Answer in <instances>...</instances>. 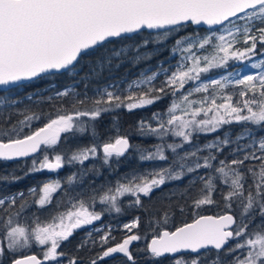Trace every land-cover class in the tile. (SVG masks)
<instances>
[{
    "label": "snow or ice",
    "instance_id": "obj_1",
    "mask_svg": "<svg viewBox=\"0 0 264 264\" xmlns=\"http://www.w3.org/2000/svg\"><path fill=\"white\" fill-rule=\"evenodd\" d=\"M205 25L204 34L195 30L180 34L190 26ZM144 30L155 35L150 32L134 46L132 59L137 63L149 59L158 47L141 49L176 37L169 49L179 57L174 65L142 73L126 88L118 82L96 88L92 95L87 84L82 92L65 87L46 97L39 92L8 95L25 87L22 82L62 73L78 76L86 57L92 58L91 66L81 79L97 76L115 60L128 57L127 47L109 49L107 44ZM230 61L248 62L257 71L242 74L238 68L219 78L202 79L213 69L227 68ZM161 74L164 78L157 85ZM166 96L172 99L163 112L135 125L137 134L156 137L159 143L134 145L130 134L120 132L118 116L113 117V135L100 137L96 121L104 114L133 112ZM45 101L50 106L47 112L39 108ZM14 116L23 118L13 120ZM233 124L242 125L234 138L225 132L203 145L194 143L198 134ZM260 133H264V0H0V161L32 157L23 176L16 175V169L0 173V185L7 187L45 170L56 174L26 190L0 193V264H83L62 250L77 230L94 225L105 214L122 213L123 197H134L130 206L142 208V196L151 198L167 183L185 178L188 183L178 194L162 198L166 201L162 219L152 215L144 221L143 234L136 216L121 226L126 235L120 241L109 224L87 232L76 250L100 249L88 264H103L116 254L137 264L131 246L144 241L136 251L145 254L147 264H160L162 258L171 264H264ZM84 135L90 137L89 144L57 151L61 143ZM168 137L180 139L168 142ZM133 150L139 161L163 166L132 170L99 195L95 188L87 195L78 191L89 172L99 171L95 164L59 176L64 167L90 160L110 166ZM97 204L104 207L97 211ZM173 209L182 216L187 213V219L178 225L171 222ZM37 246L40 255L30 254Z\"/></svg>",
    "mask_w": 264,
    "mask_h": 264
},
{
    "label": "rangeland",
    "instance_id": "obj_2",
    "mask_svg": "<svg viewBox=\"0 0 264 264\" xmlns=\"http://www.w3.org/2000/svg\"><path fill=\"white\" fill-rule=\"evenodd\" d=\"M206 28L208 29V27H206ZM134 46L135 45H132V44H116V45L113 44L110 46H106V48H109V49H111L113 47H115L117 49H119L121 47H127L129 49L128 57L123 59V62H121L120 59L115 60L114 66H112L111 68L106 67L99 75L91 76L87 80H82L81 77H84L85 73L89 72V69L91 66V61L83 64L85 66V68L82 65L83 66L82 71H80L78 76H71L68 73H62L63 77H61L62 79L59 81H56L54 75L45 76L43 78V80L49 81V83L46 86L37 87L36 89L30 90V91H27V88L25 86V87H21L19 89V91H15V90L12 91L8 95H11L12 97H27L28 94L39 92L42 96L46 97V96L53 95L54 92H56V91L63 90L65 87H75L77 92H82L85 90V84H87L88 94L92 95L96 88H102L104 86H107L110 83H115V82H118L121 88H126L128 83H131L132 81H134L136 79H139L141 77L142 73L145 75H150L153 71H158L161 66H163L164 68H169V65L170 64L174 65L176 60L179 58L178 55L173 56L171 54L168 59L161 61V62H163V65H161V62H160L157 65L142 68L141 63L144 62L145 60H141L140 62L137 63L132 59V56L134 55V53L136 51ZM103 51L104 50H102L101 52H103ZM141 51H147V50L141 49ZM256 59H259V57H257ZM117 64L119 65L118 67L115 66ZM122 67H123V69H125V73H123V74L121 72H119V69ZM238 68L242 69V74H249L251 72L257 71V69H252L249 66L248 62H244ZM238 68H236L235 70H232V71H223V72H218V73H207V74H204L202 76V79L208 80V79L219 78V76L226 75L228 72H234ZM83 72H85V73H83ZM163 78H164L163 74H161V76L156 81L157 85L159 84L160 80H163ZM62 80H67L69 82L68 83L62 82L63 86L59 87V84H60L59 82H61ZM74 80H75V83H74ZM229 90L231 91L232 89L230 88ZM25 103H27V100H25ZM47 104H48V102L45 101L39 105V108L42 109L43 111L47 112V106H46ZM19 107H23V105H19ZM32 107H33V110H37L35 105H32ZM116 111H114V112H116ZM108 114H111V113H108ZM22 118L23 117L14 116L13 120L22 119ZM150 118H151V116L149 118H146V119H150ZM100 120L96 121V123H100L102 126L101 131L99 133L100 137L105 138V137H108L110 135H113V133L111 131L113 119L110 118L108 121H105V120H103V116H102L100 118ZM33 126H37L36 122H34ZM96 127L100 130L99 126H96ZM119 129H120V132L122 133V128L119 127ZM236 130H237L236 128H232V125H230V126H225L223 129L219 130L216 133H207V134L201 133V134H198L197 137H194V143H198L200 145H203L206 142H209V141L215 139L217 136L223 137L225 132H230L231 136L234 138L241 131L240 130V131L236 132ZM262 134H264V133H262ZM206 135H209L210 138L204 143L200 142L199 136H206ZM136 136H137V141H136V143H133V144L145 147L142 142H144V139L150 138V137H142L139 134H137ZM173 138L177 141H179V139H180L177 137H173ZM89 143H90V137L88 135H84L83 137L70 138L66 142L61 143V145L59 146L57 151H63V150L68 149V148H74L76 145H87ZM227 152H228V149L226 148L225 149V155H227ZM203 154H207V152L205 151ZM124 158L126 159V161L124 163H127L128 160H132L133 164H137L138 167L122 172L121 166H120L121 164L117 163L116 160H113L111 162L110 166H105V165H102V163L99 159H97L95 161H92V160L87 161V162H85V164L83 166H80L78 164L68 165V166L64 167L62 170H60L59 176L64 177L67 174L73 172L72 170H74V172H75V171H78L81 167L89 168L93 164H95L96 168L99 170L97 173H95L96 177L90 176L88 173L84 179V184H83L82 188L78 189V191H83L87 195V194H90V191H89L90 187L93 186V188H95L97 190V195H99V194H102V191L104 190V188L114 186L118 180H121L125 174L131 173L132 170H144V169H150L153 167L163 166V162H155L154 163V162H141V161H139L137 159V153L135 150L131 151ZM221 158H223V157H221ZM14 161H16V160H14ZM13 169L17 170L16 171V175H17V173L19 171V163L18 162H10L8 164V161H6V162L0 161V173L4 172L5 170H13ZM37 174H40L42 176L45 175V177L42 179L41 178L38 179L32 185L28 184V186L26 185L27 187L24 186L25 189H23V190H26L27 188H29L33 185H38L41 181H45L49 178H55V176H56L55 173H51V172L46 171V170L42 171V172H38ZM109 174L115 176V179L113 180V178H111V176ZM99 180H101V182ZM21 182H22V180L19 181L18 183H13L11 185L20 184ZM85 182H87L88 185H85ZM97 183H99V185ZM187 183H188V178H185L183 181H180V182H169L166 185L162 186L161 189L155 191L152 194L151 198L142 196V202H143L142 208L130 206V201L133 200L134 197H131V196L123 197V198H121L122 207L125 209H132V210H137V209L146 210V208H147L146 205H148L149 202L152 201L153 198H158V199L162 200V198L166 194H170L172 192H176L178 194L180 192V190L184 187V185ZM11 185L8 186V188H6L3 185H0V193L6 194L8 189L11 187ZM101 186H104V187L102 188ZM173 198H178V197H173ZM97 205L101 206L100 209H98L97 211L101 210V208L104 207V206L99 205V204H97ZM46 214H47V210H45V212L41 213L42 216H44ZM130 221L131 220L122 221V225L124 223H128ZM94 228L103 229L104 227L103 226H100V227L93 226L90 229H88L87 231L88 232L92 231ZM85 233H87V232H85ZM85 235L86 234H84L82 237L84 238ZM95 235H96V233L93 232V238L98 239V237L95 238ZM68 243H69V241L65 242L62 245L63 251H65L66 249L69 250L68 247L76 246V245H74V246L69 245ZM139 243L140 242H136V245ZM141 243H142V241H141ZM131 248H132L133 254H134L135 247H131ZM74 249H76V247H74ZM80 251L75 250V252L73 254H78V255L80 253L85 254V255L86 254H93V255L95 254V249L90 251L89 248H86V249H83ZM40 253H41V249L37 246V247H33L31 249L30 254L40 255ZM116 256L118 258H115V259L106 258V259H108V262H106L105 264H129V262L121 254H117ZM167 264H171V261L170 260L167 261Z\"/></svg>",
    "mask_w": 264,
    "mask_h": 264
},
{
    "label": "trees",
    "instance_id": "obj_3",
    "mask_svg": "<svg viewBox=\"0 0 264 264\" xmlns=\"http://www.w3.org/2000/svg\"><path fill=\"white\" fill-rule=\"evenodd\" d=\"M197 31L200 34H203L204 32H206L208 29L206 27L200 26V27H196V26H190L189 28H187L186 30H182L181 31V35L185 34V32H191V31ZM152 32L153 35H155L154 31H148V30H144L141 33H136L133 34L131 36H129L130 38L123 40V41H114L112 44H107L106 46H110V45H116V44H132V45H136L141 43V41L144 38H148L149 37V33ZM176 39V37H172L170 38L165 44L163 45H150L146 50L147 51H152L153 48H157L158 47V52L154 55L151 56V58L146 59L144 62L141 63V67H148V66H154L157 65L158 63H160L163 60H166L170 57L171 53L169 51L171 45L174 43V40ZM103 49L100 50V52ZM92 60V58L90 57H86L84 58V60L81 61V65L90 62ZM244 62H233L230 61L229 62V66L227 68H218V69H213L211 70L209 73H218V72H223V71H232L235 70L236 68L240 67ZM84 66V65H83ZM85 68V66H84ZM119 72H121L122 74L125 73V69L120 68ZM85 73V72H83ZM56 81L61 80L63 77V74H54ZM66 78V77H65ZM62 82L68 83L69 81L67 80H62L61 82H59V87L63 86ZM49 83V81L43 80V79H39V80H35L32 82H28L25 83L24 85L27 88V91L30 90H34L37 87H44ZM172 97L170 96H166L164 97L161 101L155 103L152 106L143 108V109H138V110H134L133 112H128L125 109H120L117 110L116 112H113L111 114H104L103 115V120L108 121L110 118L113 119L114 116H118L119 117V127L122 128V134L123 133H128L130 134V140L132 143H136L137 141V133L135 132V125H136V121L143 118H149L150 116H152V114L154 112L157 111H164L170 104ZM49 104V103H48ZM47 106V111L50 110V106ZM100 120V119H99ZM101 121V120H100ZM113 123V120H112ZM96 126H99L100 130L97 128L98 132L100 133L101 131V124L100 123H96ZM232 128H236V132L242 130V125L241 124H233ZM262 134V133H260ZM210 138L209 135L206 136H199V141L204 143L206 142L208 139ZM168 140V142H173V141H177L175 140L173 137H168L166 138ZM178 142V141H177ZM143 145L145 147H149L152 144L155 143H159V140L156 137H150V138H146L144 139V142H142ZM170 153V150H169ZM132 159V158H131ZM31 160L32 158H29L27 160H25L24 162H19V171L17 173V175L23 176L24 171H27L28 167L31 166ZM10 162H8L9 164ZM121 165V171H128L130 169H134L137 168L138 165L137 164H133L132 160L131 162H127V163H120ZM45 175H40L37 173L34 174H30L26 177H24V179H22V182L20 184H16V185H11V187L8 189L7 192H11V191H16V190H21V189H25V187L29 185L34 184L38 179H42L44 178ZM27 185V186H26ZM25 186V187H24ZM8 188V186L6 187ZM177 198H173V200H176ZM166 201H164L163 199H158V198H153L152 201L149 202L148 205H146V210L143 209H137L138 211H136L137 215H140L141 218V227H140V233L143 234V232L145 231V225H144V221L146 219H148L150 216L155 215L158 219H162V212L164 209V205H165ZM125 210V208H123V211ZM159 210V211H158ZM173 211H175V209H173ZM211 214V213H209ZM188 214L185 213L183 216L178 212L175 211V215L172 217V221L175 224H179L182 221L187 219ZM145 242L142 241V243L140 242L139 244H137L135 247V251H134V256L137 257V264H147L146 262V257L145 254L142 252H137L136 249L138 248H143L144 247ZM76 247V246H74ZM74 247H68V249L65 250V252L69 255H76L79 258H81L83 264H88V260L90 257L94 256L93 254H82L80 253L78 254H73L75 252L76 249H74ZM87 248V247H86ZM84 248V249H86ZM83 250V249H82ZM100 251L98 248L95 249V253ZM81 252V251H80ZM215 252L210 250V256H214ZM170 259L168 258H162L160 261V264H167V261H169ZM106 262H108V259H105V261L103 262V264H105Z\"/></svg>",
    "mask_w": 264,
    "mask_h": 264
},
{
    "label": "flooded vegetation",
    "instance_id": "obj_4",
    "mask_svg": "<svg viewBox=\"0 0 264 264\" xmlns=\"http://www.w3.org/2000/svg\"><path fill=\"white\" fill-rule=\"evenodd\" d=\"M126 157V156H125ZM29 158H32V157H29ZM29 158H23V159H19V160H16V161H10V162H24L25 160L29 159ZM126 159L123 157V158H120L119 162L118 163H123L125 162ZM9 162V161H8ZM127 162H131V160H128ZM74 172V170H72ZM91 173V174H90ZM89 175L90 176H93V177H96V174L93 173V172H89ZM111 176V178H113V180L115 179V176L109 174ZM102 180V179H101ZM101 180H99L101 182ZM99 185V183H97ZM85 185H88L87 182H85ZM95 187V186H94ZM93 188V186L90 187V189ZM90 191V190H89ZM101 206H96V210L100 209ZM136 211L138 210H132V209H125L124 211H122V213L120 214H116V213H111V214H105L104 217L102 218L101 221H97L95 222L94 225L92 226H86L80 230H77L76 233L69 239V245H76L78 243L81 242V239H83V235L86 234L85 232H88L87 230L90 229L91 227L95 226V227H100V226H103L105 227L106 225H111L113 227V229H116L115 231H113L112 235L116 237V241H120V239L126 235V230H122L121 229V225H122V221H126V220H132L134 217L136 216H139L140 215H137ZM135 231V230H134ZM98 235L96 234L95 235V238H97ZM136 245V242L133 243V246ZM117 255V254H116ZM116 255H114L113 257L111 258H108V259H115V258H118Z\"/></svg>",
    "mask_w": 264,
    "mask_h": 264
},
{
    "label": "water",
    "instance_id": "obj_5",
    "mask_svg": "<svg viewBox=\"0 0 264 264\" xmlns=\"http://www.w3.org/2000/svg\"><path fill=\"white\" fill-rule=\"evenodd\" d=\"M203 27H208V26H203ZM148 31H153V30H148ZM133 34H136V33H133ZM133 34H128L129 36H131V35H133ZM25 83H27V82H22V84H25ZM20 159H23V158H20ZM19 160V159H18Z\"/></svg>",
    "mask_w": 264,
    "mask_h": 264
}]
</instances>
